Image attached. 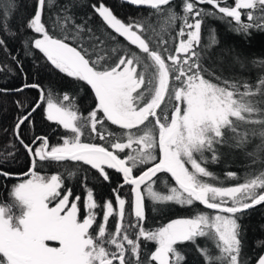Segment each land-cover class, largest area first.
<instances>
[{"label":"snow or ice","instance_id":"obj_1","mask_svg":"<svg viewBox=\"0 0 264 264\" xmlns=\"http://www.w3.org/2000/svg\"><path fill=\"white\" fill-rule=\"evenodd\" d=\"M54 2L47 0L48 10ZM122 2L150 7L154 10L150 16L156 20L162 18L163 23L156 26L148 18L131 17L125 22L102 0L92 4L94 13L102 21L100 30L106 32V39L117 42V48L112 51L127 48L115 64L109 65L102 62L103 57L92 60L96 44L90 52L79 42L77 47L67 42L76 37L63 26L60 27L61 36L50 34L44 22L46 0H36L35 11L25 27L41 38L23 39L22 45L27 49L32 43L55 69L85 82L94 90L97 105L78 124L81 118L76 110L47 99V120L57 122L74 134L71 139L50 145L47 136L35 135L26 143L20 135L21 126L34 127L31 117L40 103L25 111L27 102L15 101L20 112L25 114L17 116L14 133L29 154L32 170L31 178L15 187L19 215L10 207L0 206V264H142L140 239L130 237L129 228L137 230L135 234L139 238L157 245L150 254L155 264H172L173 258L176 264L186 261L180 245L195 249L204 264H248L242 259L244 230L240 220L248 210L264 205V168L258 173H249L252 178L235 186H214L206 178L218 177L206 165L219 161V148L223 146L246 152L254 158L253 163L264 156V75L254 84L235 78L221 80L216 76V82L207 78L211 73L204 63L206 49L201 48V39L207 17L227 23L233 32L245 37L251 36L253 31L264 32V0H235L234 6L228 5V0H184L180 12L176 11L173 0ZM205 4L212 8L198 7ZM77 6L78 0H69L59 6L55 19L49 17L53 28L63 19L64 24H72L77 33L84 31L87 21L75 23L72 9ZM5 7L8 13L14 12L15 0H10ZM242 9L249 11L244 14ZM242 15H246L245 20ZM7 19V14L0 16V27L5 34L15 37V32L9 33ZM177 21L179 29L175 36H170V29ZM87 31L91 33L92 28L87 27ZM213 32L209 29V37L212 43H218ZM117 37L123 38L125 44L120 45ZM93 38L99 41L98 37ZM170 39H178L175 48L170 46ZM133 46L138 52L132 51ZM0 47L7 50L2 37ZM11 58L20 68L25 82L17 88L0 87V93L39 89L40 101H44L42 86L28 83L23 62L15 56ZM234 62L245 67L240 56L234 57ZM259 64L264 69V59H259ZM138 66L142 67L141 71L137 70ZM11 74H15L14 70ZM63 99L67 101L70 97L65 94ZM105 121L119 126L123 132L119 136L109 133L115 138L108 140L97 131V125L103 128ZM82 128L89 129L90 139L98 136L108 146L82 142ZM256 137L260 143L248 152L249 144ZM206 153L211 154L210 160ZM46 161L82 162L109 184L113 178L108 170L121 176V182L112 189L118 209L111 200H106V212L95 234L90 232L96 221L92 210L97 208L93 190H87L86 218L81 222L77 203L69 207L71 190L61 196V176L47 178L36 171L38 163L43 167ZM160 174H170L171 194L155 190L158 180L167 179ZM0 175L11 178L14 174L0 167ZM226 176L238 178L236 173H226ZM125 186H129L132 193L130 207L135 218L127 225L124 224L125 207L129 201L120 191ZM148 198L153 203V211H161L162 207L156 205L169 202L180 206L199 203L214 210L215 214L195 212L192 217L177 218L149 230L140 226L146 219ZM79 199L75 197L76 201ZM52 201L57 202L50 207ZM66 208L69 210L64 212ZM114 214L118 218L117 225L114 231L106 232V225ZM48 241H58L59 247L49 246ZM258 264H264V255L258 259Z\"/></svg>","mask_w":264,"mask_h":264},{"label":"trees","instance_id":"obj_2","mask_svg":"<svg viewBox=\"0 0 264 264\" xmlns=\"http://www.w3.org/2000/svg\"><path fill=\"white\" fill-rule=\"evenodd\" d=\"M9 2L10 0H0V9H3V11H0V16L7 14V28L9 33L15 32L16 35L13 37L10 34H5L3 27H0V37H2L7 44V50L0 47V67L3 68V70L0 71V87L17 88L25 82L20 68L17 67L16 62L11 58V56H15L17 60L23 62V72L27 73V82L40 84L44 89L46 98L39 110L31 117L34 127L29 129L26 126H21V137L26 143H30L33 136L44 135L47 136L50 145L60 144L62 143V139H70L74 134L69 130L63 129L57 122L47 120L44 112L45 105H47L46 100L51 99L59 106L76 110L78 116L81 118L77 123L81 124V121L84 120L90 111L94 110L97 105L94 90L86 85L85 82L68 77L66 74L55 69L42 53L34 49L32 43H29L27 49L24 48L21 42L23 39L40 38L39 34L31 32L25 27L29 18L35 11L36 0H15L17 7L15 11L11 13H8L5 7ZM68 2L69 0H55L51 10H48L46 0L44 22L50 34L61 36L60 27L63 26L70 35L76 37V40L67 41L72 46L77 47V42H79V44L88 47L89 51L92 52V45L96 44L95 52H92V60H95L97 57H103L102 62H107L109 65L115 64L118 58L123 55V52L127 51V48H121L117 52H113L112 49L117 48V42L106 39V32L100 30L102 21L94 13L91 5L98 4L101 0H82V2L78 0V6L72 9V12L75 13L76 24L87 21L84 31L77 33L73 30V25H65L63 19H60L57 22V26L53 28L52 20H50L49 17L51 16L52 19H55L58 7ZM102 2L109 6L114 14L125 22L131 17L136 19L148 18L153 21L156 26L163 23L162 18L156 20L155 17L150 16V13L154 10L148 6H132L123 3L122 0H102ZM183 3L184 0H173V5L177 12L181 11V5ZM234 4L235 0H228V5L234 6ZM198 7L204 9L212 8V6L207 4L198 5ZM241 11L246 14L249 10L242 9ZM245 19L246 15H242V20ZM179 26L180 22L177 21L176 25L170 29V36H175ZM87 27L92 28L91 33L87 31ZM209 29L214 30L213 34L218 43H212L209 37ZM93 37H98L99 41H102V43L95 40ZM117 40L120 45L125 44L123 38L117 37ZM177 44L178 39L176 41L170 39V46L172 48H175ZM201 48L206 49V59L204 63L211 73L207 78L213 79L214 82H216L215 77L219 76L221 80L225 78H235L254 84L258 77L264 75V69H262L259 64V59H264V32L253 31L251 36L245 37L233 32L227 23L215 17H207L205 18V25L202 29ZM29 51L32 52V55H27ZM132 51L138 52L134 46L132 47ZM140 55L144 54L141 53ZM236 56H240L243 59L245 64L244 68H241L234 62V57ZM254 60H257V63H253ZM12 70H14V75L11 74ZM137 70L141 71L142 67L138 66ZM65 94L70 97L67 101L63 99ZM17 100L21 101V103L27 102L28 108L25 111H28L35 103L39 102L40 91L37 89H25L22 93H0V167H2L4 171L14 175H22L30 170V158L26 150L16 139L14 133L17 116L25 114L20 112L17 108L15 103ZM100 115L101 114L98 113V117ZM82 130L84 132V135L81 137L82 142H94L108 146L106 141L99 139L98 136L95 140L90 139L88 128H82ZM97 131L104 134L108 140L115 138L109 136V133H114L116 136H119L123 132L119 126L111 125L108 121H105V127L103 128L97 125ZM92 135L95 136L96 134L93 133ZM259 143V137L254 138L249 144L247 151H253L255 146ZM9 145H12V147H9ZM121 155L124 154L122 153ZM157 155H159L158 151ZM206 155L210 160L211 154L206 153ZM218 155L220 157L218 162H209L206 165L207 169L218 177V179L206 178L208 182L212 183L214 186H235L245 182L248 178H252L249 176V173H258L264 168V156L255 159V163H253L254 158L247 156L246 152L227 146L220 147ZM36 171L45 177L60 175L63 181L61 193L64 194L70 189L72 196L78 195L80 197L79 205L82 210H84L87 190H93L94 199L97 202L96 212H98V219H96L95 225L92 227L93 230H96L97 226L101 224V218L105 212L106 200H111L114 205L116 204L112 189L118 182H121V176L112 170H108L113 178L111 184L100 180L96 170L91 169L90 166L84 165L82 162L46 161L43 162V167H40L38 163ZM226 173H236L238 178L230 179L226 176ZM160 175L167 179L158 180L154 185L155 190L161 193L171 194L170 187L168 186L172 184L170 175ZM0 182V199L1 201L4 199L3 202L5 201L6 204L11 205L10 199L7 198V194L11 192L12 181L0 177ZM120 191L121 195L125 196L129 201L127 206L130 207L132 199L130 187L125 186ZM144 191L147 196L146 189ZM145 207L146 219L140 226L149 230H155L177 218L192 217L195 212L210 215L214 213L212 210H205L199 203H195L193 206H180L173 202H169L163 206L156 205L157 208L162 207V210L153 211V203L150 198L146 199ZM131 218L135 220V218L131 216L124 220V224L134 222ZM116 220L115 215H113V218H111L107 224L108 229L111 230L116 227ZM240 223L244 230L242 259H246L248 264H255L264 253V205L248 210L243 219L240 220ZM136 231L135 229L129 228L128 234L132 238L140 239L142 264H155V262L150 260V254L154 252L157 245L154 242H148L139 238L135 234ZM200 242L204 243V241ZM178 247L187 257L186 261L181 260L179 264H196L197 261L199 264H204L195 249H192L188 245H180ZM212 250L215 251V249ZM172 264H176L175 258H173Z\"/></svg>","mask_w":264,"mask_h":264},{"label":"rangeland","instance_id":"obj_3","mask_svg":"<svg viewBox=\"0 0 264 264\" xmlns=\"http://www.w3.org/2000/svg\"><path fill=\"white\" fill-rule=\"evenodd\" d=\"M41 38V37H40ZM122 68H123V66L121 67V70H122ZM44 112H45V114H46V117H47V105H45V110H44ZM53 122H55V121H53ZM62 126V125H61ZM62 128H63V126H62ZM70 131V130H69ZM72 138V137H71ZM70 138V139H71ZM45 177V176H44ZM31 178V177H30ZM29 177L28 178H26V179H24V180H18V181H15V180H11L12 181V186H11V192H10V194L8 193L7 194V198H9L10 200V203H11V205H8V204H6L5 203V201L3 202V200L1 201V199H0V206H7V207H10L11 209H12V212L15 214V215H19V211H20V209H19V204H18V202H17V200H16V197H15V195H14V191H15V187H16V185H18L19 183H22V182H25L27 179H30ZM47 178H50V177H47ZM1 183V182H0ZM60 191H61V189H60ZM64 194H66V193H64ZM64 194H62L61 193V196L62 195H64ZM78 195H75V196H70L69 197V207H70V205H71V203H73V202H75V203H77V205H78V208H79V212H78V220H80L81 222L83 221V219H85L86 218V203H87V198H86V200H85V206H84V210H82L81 209V207H80V205H79V201H80V199H79V201H76L75 200V197H77ZM71 198H72V200H71ZM59 199V198H58ZM57 201H52L51 203H50V207H52V206H54L55 205V203H56ZM114 205V204H113ZM203 207V206H202ZM114 208H117L118 209V205H117V202H116V204L114 205ZM205 210H207V211H211V210H209V209H206L205 207H203ZM69 209L68 208H66L65 210H64V212H66V211H68ZM93 211V213H95L96 214V219H98V215H97V213L98 212H96V209H93L92 210ZM64 212H62L61 214H64ZM105 212H106V207H105ZM105 212H104V214H105ZM125 220L126 219H128L129 217H131V216H133L134 217V214H133V211H132V208H130V207H128L127 206V204H126V207H125ZM215 214V212L212 214V215H214ZM115 215V214H114ZM210 215V214H209ZM115 217H116V215H115ZM111 218H113V216L112 217H110V219L109 220H111ZM116 222H118V218L116 217ZM131 220H133L134 221V219L133 218H131ZM96 222V221H95ZM95 225V223L93 224V226ZM116 225H117V223H116ZM125 225H127V224H125ZM115 229V228H114ZM114 229H108V227H107V225H106V232H108V231H114ZM128 231H129V229H128ZM90 232H92L93 234H95V232H96V230H93V229H90ZM48 244H49V246H52V247H59V242L58 241H48L47 242Z\"/></svg>","mask_w":264,"mask_h":264},{"label":"water","instance_id":"obj_4","mask_svg":"<svg viewBox=\"0 0 264 264\" xmlns=\"http://www.w3.org/2000/svg\"><path fill=\"white\" fill-rule=\"evenodd\" d=\"M37 90H39V89H37ZM40 91V90H39ZM39 103H40V105H42V103H43V101H40L39 100ZM41 107V106H40ZM39 110V108L36 110V111H38ZM35 113V112H34ZM33 113V114H34ZM33 116V115H32ZM35 147V146H34ZM28 154V153H27ZM29 155V154H28ZM30 158V157H29ZM31 167H30V170H29V172H27V173H25V174H22V175H13L11 178H5L4 176H2V175H0V177L1 178H5L6 180H15V181H18V180H24V179H26V178H28V177H31L30 176V172H31ZM170 175V174H169ZM212 211H214V210H212ZM262 255H264V253L262 254ZM255 264H258V261L255 263Z\"/></svg>","mask_w":264,"mask_h":264},{"label":"flooded vegetation","instance_id":"obj_5","mask_svg":"<svg viewBox=\"0 0 264 264\" xmlns=\"http://www.w3.org/2000/svg\"><path fill=\"white\" fill-rule=\"evenodd\" d=\"M30 178V177H29ZM9 205V204H8ZM114 264H115V262H114Z\"/></svg>","mask_w":264,"mask_h":264},{"label":"bare ground","instance_id":"obj_6","mask_svg":"<svg viewBox=\"0 0 264 264\" xmlns=\"http://www.w3.org/2000/svg\"><path fill=\"white\" fill-rule=\"evenodd\" d=\"M29 172V171H28ZM21 181V180H20Z\"/></svg>","mask_w":264,"mask_h":264}]
</instances>
